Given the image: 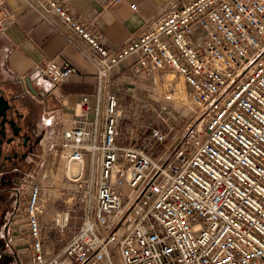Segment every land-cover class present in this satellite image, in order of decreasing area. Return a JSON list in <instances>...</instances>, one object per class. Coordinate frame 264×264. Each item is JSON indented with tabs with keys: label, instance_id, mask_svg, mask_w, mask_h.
<instances>
[{
	"label": "built area",
	"instance_id": "built-area-1",
	"mask_svg": "<svg viewBox=\"0 0 264 264\" xmlns=\"http://www.w3.org/2000/svg\"><path fill=\"white\" fill-rule=\"evenodd\" d=\"M173 3L116 49L62 0L29 4L90 47L68 40L95 70L97 90L81 97L59 141L79 224L61 249L46 252L42 189L30 183L14 217L26 264H264V0ZM121 65L133 75L170 70L183 77L198 123L170 151L156 156L147 146L119 143V98L102 88ZM37 70L54 86L76 74L55 60ZM166 141L152 128L146 145ZM70 219L65 210L52 224L63 232Z\"/></svg>",
	"mask_w": 264,
	"mask_h": 264
},
{
	"label": "crops",
	"instance_id": "crops-1",
	"mask_svg": "<svg viewBox=\"0 0 264 264\" xmlns=\"http://www.w3.org/2000/svg\"><path fill=\"white\" fill-rule=\"evenodd\" d=\"M34 0H5L0 7V22L4 29L0 31V76L6 80L23 79L29 81L35 88L38 98L43 103V118L47 111L55 113L58 119L64 121L55 125L54 141H60L62 128L74 116L76 104L83 95L92 96L97 90V78L91 64L68 40L73 41L82 49L91 52L90 47L74 34L69 26L61 23L55 29L43 20L30 6ZM69 13L81 20L95 34L100 42L108 48L116 49L127 43L141 30L146 23L155 18L172 2L174 7H181L184 0H62ZM136 6V10L131 9ZM55 60L59 64L68 63L75 67L76 74L58 85H52L40 77L37 69L43 68L46 62ZM124 67V66H123ZM121 66L110 71L102 90L104 96L108 91H114V84L119 78L117 73ZM144 77L145 72L141 73ZM70 112V114L67 113ZM69 115V117H67ZM47 131H45V138ZM57 144V143H56ZM44 154L46 163L41 182L39 205L43 213L38 219L41 227H49L53 214L71 211L70 224L78 225L79 218L74 199V184L69 182L58 160L59 146ZM61 186L59 200L52 197L50 191L55 186ZM68 195V197H67ZM66 197V198H65Z\"/></svg>",
	"mask_w": 264,
	"mask_h": 264
},
{
	"label": "rangeland",
	"instance_id": "rangeland-1",
	"mask_svg": "<svg viewBox=\"0 0 264 264\" xmlns=\"http://www.w3.org/2000/svg\"><path fill=\"white\" fill-rule=\"evenodd\" d=\"M121 68L117 73L119 81L113 87L119 98V109L122 113L120 135L118 138L119 143L147 146L148 152L156 156L165 147L166 150L170 151L176 144L185 140L190 128L196 126L198 123V121H193L195 114L188 104V88L183 77L170 70L157 73L146 72L147 75L143 77L141 74H131L122 65ZM47 113L44 115L43 125L45 131H47V137L43 138V152L40 159L30 171V179L25 188L26 194L30 183L41 182L40 178H42L44 173V169L42 168L47 162L44 156L46 151L55 150L57 148L55 146L56 143L59 146L58 141L55 142L53 139L55 138L54 127L55 125L58 126L59 119L54 112L47 111ZM67 113L70 114L68 111ZM152 128L159 129L166 134L167 141L163 145H156L153 142L146 145L150 129ZM60 187V185H57L50 191L52 197L55 196L58 198L57 200L65 192ZM53 216L54 214L51 216L49 223L51 229L48 231V229L44 230L42 228L44 233V248L49 254H54L65 245L77 225L74 222L70 224L69 228L60 232L52 224ZM21 230L22 227L14 223L12 244L14 245L15 260L13 264H26L23 240L19 238L21 235L18 234Z\"/></svg>",
	"mask_w": 264,
	"mask_h": 264
},
{
	"label": "flooded vegetation",
	"instance_id": "flooded-vegetation-1",
	"mask_svg": "<svg viewBox=\"0 0 264 264\" xmlns=\"http://www.w3.org/2000/svg\"><path fill=\"white\" fill-rule=\"evenodd\" d=\"M43 125V103L32 84L0 76V264L15 260L14 217L43 152Z\"/></svg>",
	"mask_w": 264,
	"mask_h": 264
}]
</instances>
